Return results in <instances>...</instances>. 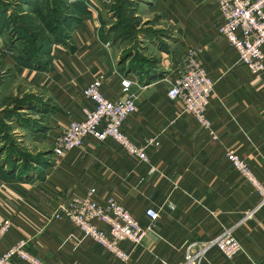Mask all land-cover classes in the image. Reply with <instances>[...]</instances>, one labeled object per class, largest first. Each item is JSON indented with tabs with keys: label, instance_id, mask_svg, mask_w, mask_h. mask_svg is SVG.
Masks as SVG:
<instances>
[{
	"label": "crops",
	"instance_id": "0c3cea01",
	"mask_svg": "<svg viewBox=\"0 0 264 264\" xmlns=\"http://www.w3.org/2000/svg\"><path fill=\"white\" fill-rule=\"evenodd\" d=\"M63 1L69 7L63 24L67 37L51 42L43 66L23 62L20 46L25 40L8 28L0 32V61L6 69L1 72H9L12 80H0V91L11 85L10 94L21 99L30 94L29 88L34 93L15 111L17 117L6 119L20 136L15 144L22 147L20 153L0 142V227L10 222L0 253L26 239L30 252L47 264H181L188 244L233 229L243 252L230 259L212 249L202 264H264L261 197L227 158L234 149L264 181V74L253 76L220 35L218 0H133L140 30L131 43L120 38V46L126 47L118 53L99 35L109 21L97 0ZM0 2L6 16L28 4ZM134 44L138 53H123ZM190 51L215 80L207 114L217 140L182 112L180 100L168 95ZM137 56L143 60L137 66L145 70L131 66V57ZM100 77L104 93L114 100L122 94V78L134 80L139 110L123 129L146 147L148 162L112 139L99 142L93 137L82 149L55 155L54 142L62 129L82 119L83 108L92 105L84 88ZM28 161L32 168L25 171ZM92 187L100 200L116 196L148 227L140 244L122 243L131 253L129 262L82 236L71 221L53 219L60 203L85 196ZM148 207L160 212L153 225L145 213Z\"/></svg>",
	"mask_w": 264,
	"mask_h": 264
},
{
	"label": "built area",
	"instance_id": "2783aa9c",
	"mask_svg": "<svg viewBox=\"0 0 264 264\" xmlns=\"http://www.w3.org/2000/svg\"><path fill=\"white\" fill-rule=\"evenodd\" d=\"M217 6L222 15L219 25L220 35L238 52L239 62L247 66L256 78L264 74V0H218ZM102 77L92 80L83 90L85 99L91 106L83 108L84 117L71 121L62 129L54 142L56 156L82 149L87 138L93 137L99 142L114 140L131 155L143 162L149 157L145 146L136 144L124 131L126 120L139 109V95L132 90L134 80L122 78V94L118 99L109 98L103 91ZM168 95L182 103V112L191 114L200 127L209 130L213 139L218 135L207 114L208 106L215 93V80L202 65L196 52L190 51L182 59L179 75L170 83ZM227 158L241 175L248 180L261 201L258 208L264 206V181L259 180L249 163L234 149L227 151ZM155 170V169H154ZM153 225L160 212L153 207L145 211ZM253 212L247 216L251 217ZM71 221L82 234L104 246L114 257L129 262L131 253L122 247L129 241L140 244L148 227H144L134 213L122 204L116 196L107 199L97 198V189L92 187L85 196L74 195L60 203L53 219ZM10 227L6 222L0 227V242ZM219 250L226 258H233L243 252L241 241L233 234V229H225L216 238L209 241H195L188 244L185 260L181 264H202L207 254ZM47 264L29 250V242L23 239L0 253V264Z\"/></svg>",
	"mask_w": 264,
	"mask_h": 264
},
{
	"label": "rangeland",
	"instance_id": "374dc122",
	"mask_svg": "<svg viewBox=\"0 0 264 264\" xmlns=\"http://www.w3.org/2000/svg\"><path fill=\"white\" fill-rule=\"evenodd\" d=\"M48 1L49 2V6H54L53 9L58 10V13H52L49 12L48 8L46 7V9L43 12H38L41 8L45 7V2ZM96 3L98 4L99 7H101L102 10V17L104 18V20L109 21L107 24H109L106 26L103 24V28L98 29L99 35L100 37H102V40L104 42H109V44H107L108 46L113 45L112 47H114L113 51L114 52H120V49H122V47H126V46H120V38H123V40H127L130 43L132 42L131 40L133 39L134 35H137V32L140 30L138 28H136V24L139 22L138 20L141 21V19L135 16V2L133 0H97ZM26 7L22 10V9H18V14L21 16H25V18L23 19V23L26 24V26H28V28H30L31 31L35 32L37 35L40 33L41 37H39L38 39V43H47V41L49 40L48 36H55L53 32H51L48 28V23L49 21H54V24H60V23H66V18L68 16V5L66 4V1L63 0H29L28 4H25ZM21 6V5H20ZM15 10V9H13ZM52 10V9H51ZM10 14L8 16H12V14L14 13V11L9 12ZM50 14V16H49ZM3 16H5L4 18H8V16L4 15V13L2 14V18ZM49 16V17H48ZM59 16H61L62 18L64 17V21H59ZM44 17H48L47 19H44ZM13 18V16L11 17V19ZM140 23V22H139ZM149 24V23H148ZM15 26V25H14ZM61 26V25H60ZM62 27V26H61ZM62 30H67L66 28L62 27ZM47 33V34H46ZM44 35H46V38H48L46 40V38L44 37ZM12 36V35H10ZM108 38L111 41H108ZM113 43V44H112ZM40 44V45H41ZM39 45V46H40ZM38 46V47H39ZM41 47V46H40ZM39 47V48H40ZM138 46H136L135 44L132 46H129V48H125L124 52L125 54H130L131 52L134 53H138L137 51ZM47 57V56H46ZM136 57H131V66L134 68H140L139 70H145V67H140L137 66V64H141L143 63V60H141L140 56ZM4 61H0V80H3V78H5L8 81L10 80V75L9 72L5 71L4 73H2L1 71L3 69H5L4 67ZM136 63V64H135ZM129 67V66H128ZM6 70V69H5ZM144 72V71H142ZM20 82H17V84H19ZM11 86V85H10ZM10 86H6L9 88L10 91ZM29 92L30 94H28L27 96H25L24 98H20L19 96H15L13 97V95L10 94L9 91H3V88L0 91V142L3 143L2 148H8L9 150H14V154H19L20 153V149H22V147L16 146L15 144H17L18 138H20L19 135L15 134V127L10 123L7 122L6 119H8V115H10L9 118H13V117H17L16 116V110H18L20 108L21 105H23L28 98L33 97L34 94L33 92L31 93V88H29ZM33 111V110H32ZM31 110H29V113L32 114V118L33 116H36V114H34V111L32 113ZM35 120V119H33ZM20 143V142H18ZM18 145V144H17ZM20 148V149H19ZM54 151V150H53ZM29 165V163H28ZM32 166V164H31ZM24 169V167H23ZM29 170V168H28Z\"/></svg>",
	"mask_w": 264,
	"mask_h": 264
},
{
	"label": "trees",
	"instance_id": "16d2710c",
	"mask_svg": "<svg viewBox=\"0 0 264 264\" xmlns=\"http://www.w3.org/2000/svg\"><path fill=\"white\" fill-rule=\"evenodd\" d=\"M55 1H58V0H55ZM28 3H29V0H28ZM48 4H49V2L46 1L45 7L41 8L38 12L39 13L43 12L47 7L49 12L58 13V10L53 9L54 6H49ZM20 5L18 6L17 9L20 8ZM2 7H3V3L0 2V32H2L5 28H8L13 33H16L20 40L21 39L25 40V42L20 46V50H21L20 51L21 52L20 59L23 62H27L29 64V66H35V67L39 66V65L43 66L45 64L46 56H48L50 54V50L52 47L51 42L53 40L62 41L64 39H66V37H67L66 30L61 29L63 27V23H60L57 25L55 23V25H53L54 21H49L48 28L51 32L54 33L55 36L54 37L48 36L49 40L47 41V43L43 42L41 44V43H38V39H39V37H41V34L39 33L37 35L35 32L31 31L30 28H28V26H26V24H24L22 22L23 19L25 18V16L19 15L18 11H17V12H14L12 14V16H13L12 19H11L12 16H8V18H4V16H3V18H2V14H3V13H1ZM68 9H69V7H68ZM49 16H50V14H49ZM48 17H44V19H47ZM64 19H65L64 17L62 18L61 16H59L58 20L61 22V21H64ZM44 37L46 38V35H44ZM48 38H46V40ZM28 163H29V161L26 162V164H25L26 166H24L25 171H28V168H29V170L32 168L31 164L28 165Z\"/></svg>",
	"mask_w": 264,
	"mask_h": 264
}]
</instances>
